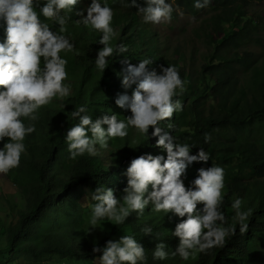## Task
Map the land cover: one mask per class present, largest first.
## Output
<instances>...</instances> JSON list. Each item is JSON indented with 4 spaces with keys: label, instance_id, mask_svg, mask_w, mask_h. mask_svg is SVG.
Here are the masks:
<instances>
[{
    "label": "clouds",
    "instance_id": "1",
    "mask_svg": "<svg viewBox=\"0 0 264 264\" xmlns=\"http://www.w3.org/2000/svg\"><path fill=\"white\" fill-rule=\"evenodd\" d=\"M81 0H0V19L4 21L5 39L0 42V174L8 175L20 167L22 154L26 152V137L36 131L35 122L41 108L58 98L64 101L71 95V87L66 83L68 53L79 55L75 44L70 40L66 27L69 17L62 13H72ZM125 7H135L144 23L159 25L171 23L174 11L180 16L183 12L174 9L167 0H121ZM211 0H195L194 7L203 9ZM76 12L79 22L91 30L102 33L98 43L96 68L103 72L109 67L108 59L128 51L124 44L113 45L118 37L114 29L115 11L106 2L91 0L86 9ZM43 17V19H41ZM58 25L54 31L49 23ZM61 53H64L62 56ZM122 86L133 88L131 95L118 94L115 104L131 115L118 119V114L104 115L93 120L86 106L73 109L71 117L78 123L68 128L65 142L70 160L85 155H99L101 149L109 147V141L129 135L135 129L141 136L156 137V148L166 151L164 155L145 153L131 159L124 175L127 177L122 195L117 197L111 188L100 185L90 193L94 202L91 208V234L99 221L107 219L113 225L124 224L132 213L143 216L145 209L152 206L157 213H164L171 221L179 218L173 235L179 238L175 250L169 253L168 245L156 243L152 256L164 261L179 256L188 261L197 253L208 254L215 248L226 246L229 237L241 235L249 230V217L252 209L241 210L243 200L236 198L231 207L235 210L233 220L228 224L222 211L224 203L225 171L220 166L201 167L197 176L186 187L184 178L187 168L193 162L207 164L209 154L200 148L198 154H191L192 145L178 143L169 131L159 125L171 120L183 104L176 96L186 90V81L180 76L175 65H159L151 70L147 66L150 59L140 60L133 65L128 59L121 61ZM27 121V123H26ZM104 125H107L105 128ZM171 128V125H169ZM210 137L206 134L205 142ZM202 206V207H198ZM144 236H152L151 226L141 229ZM99 264H146L145 247L133 235H122L116 240H107L103 247L94 243L92 253H101Z\"/></svg>",
    "mask_w": 264,
    "mask_h": 264
},
{
    "label": "trees",
    "instance_id": "2",
    "mask_svg": "<svg viewBox=\"0 0 264 264\" xmlns=\"http://www.w3.org/2000/svg\"><path fill=\"white\" fill-rule=\"evenodd\" d=\"M255 1L261 0H211L208 7L196 9L195 0H175V5L186 13L199 16H209L213 21L211 28L213 53L208 56L206 64L202 65L200 79L202 90L195 92L191 78L186 76L185 69L174 63L183 80L186 81V90L175 99L183 104V111H178L169 121L162 122L159 126L169 131L178 143L192 145L191 154L196 155L200 148L204 149L210 160L207 164L193 162L187 168L184 183L191 187V182L197 176V169L201 167L220 166L225 171L224 203L222 211L228 220V224H236L233 220L235 210L231 207L236 198H242L241 210L252 209V215L247 221L249 230L241 235L237 227V234L229 237L226 246L215 248L208 254L197 253L188 261H182L179 256L160 261L154 260L152 253L156 243L164 242L166 249L173 252L179 243V238L172 233L179 218L173 217L170 221L164 213H157L149 205L144 215L137 217L132 213L124 224L114 225L106 231L103 237L96 243L103 247L107 240L119 235L124 229L129 228L131 235L145 247L146 264H264V76L257 80V89L247 99L246 91L238 89L239 78L232 66L234 63L243 64L245 57L239 55V49L248 42H260L258 34V22L248 17L249 9ZM79 8L86 11L91 0H81ZM107 3L115 11L113 27L119 34L116 44H124L128 51L108 59L109 67L103 72L95 66L97 50L101 45L88 36L85 30H81V24L72 21V13H62L69 17L65 33L75 44L79 55L68 53L67 71L69 77L79 71L83 77L78 82V90L86 86V76L95 71L99 77L89 89L85 104H81V97L76 96L70 100L65 108L45 106L39 111V119L35 122L36 131L26 137L24 143L30 153L27 162L28 170L35 174L39 185L33 187L34 195L28 200L29 210L22 213L16 225L7 227L6 251L14 249L16 242L30 233L33 226L43 216L47 209L57 200L59 208H65V200L74 199L85 187L94 191L100 185L114 190L117 197L122 195V189L126 186L127 177L124 175L131 159L145 153L153 155L161 154L166 158V151L156 148V137L141 136L134 150L129 147L134 140L132 129L129 135L121 142L125 151L117 157L118 167L106 169L97 156H86L68 166L66 176L60 177L54 174L53 163L55 153L62 150L60 147L65 142L66 131L79 121L71 117L73 109L83 105L92 109L100 106L102 111L118 114V119H124L130 115V110L119 108L115 104L118 94L122 93V78L119 79V63L131 58L134 62L147 59L152 44L148 42L153 29L150 23H144L138 9L125 7L121 0H101ZM125 3L128 0H124ZM143 4V0H138ZM43 19V17H41ZM0 22H3L0 19ZM56 31L58 25L53 21H46ZM6 27V26H5ZM0 28V36L5 35L4 28ZM136 38H140L142 47L145 41L151 45L148 51L141 52L139 56H132V49L137 45ZM139 43V44H140ZM63 56L64 53H61ZM153 63H158L153 58ZM155 62V63H154ZM170 64H164L169 66ZM253 78L257 79V69L253 70ZM212 82V85L208 84ZM191 89V90H188ZM210 89L212 98L217 102L207 111L204 110L205 99L203 93ZM103 91V94H102ZM99 112V111H98ZM101 114H103L101 112ZM27 123V121H26ZM171 125V128H169ZM206 134L210 137L205 142ZM67 203V202H66ZM68 204V203H67ZM66 204V205H67ZM79 208L78 205H76ZM202 207V206H198ZM151 226L152 236H144L141 229ZM43 250L54 252L60 256H74L76 258H99L101 253H92V248L77 251L73 244H64L56 241L54 233L43 235ZM1 258V256H0Z\"/></svg>",
    "mask_w": 264,
    "mask_h": 264
},
{
    "label": "rangeland",
    "instance_id": "3",
    "mask_svg": "<svg viewBox=\"0 0 264 264\" xmlns=\"http://www.w3.org/2000/svg\"><path fill=\"white\" fill-rule=\"evenodd\" d=\"M167 2L171 3L174 9L182 11L183 16H180L174 11L171 23H162L159 25L150 23L153 34L150 35L148 42L152 46L145 41L144 45L140 47V38H136L137 45L132 49L131 54L132 56H139L141 52L148 51L151 46L146 58L150 60L156 58L158 63H156L157 65H153L150 70L156 68L159 71V65L178 63L180 68L185 69L186 76L191 78L195 92L200 91L203 87L202 80L200 79L202 65L206 64L208 56L213 53L212 39L215 38L211 31L213 21L210 15L203 16L201 14L195 16L186 13L175 5V0H167ZM78 6L79 3L72 11V21L80 23L81 30L86 29L88 36L98 43L102 33L91 30L90 27H85L82 22H79L81 17L77 16L76 12L83 11L84 15L87 13ZM248 17L252 21L258 22V34L256 33V35L259 36L260 42H248L244 44L238 52L240 56L245 57L244 63H234L232 66L236 70L237 77L239 78L238 89L246 91L247 99L249 100L257 89V80L261 76H264V0L255 1L252 4ZM5 26L4 21L0 22V28ZM114 29L116 30V28ZM118 37L112 41L113 45L116 44L119 39ZM4 39L5 35H1L0 42ZM102 47L103 45H101ZM130 63L133 65L139 64V62H134L133 58H131ZM115 64L119 68L118 74L122 73V69L126 65L118 61ZM255 68L258 73L256 80L253 78V70ZM98 77L99 75L95 71L86 76V86L84 88L82 87L79 91L78 82L83 77L79 71H75L74 75L66 81L71 87V95L64 101L56 98L47 106L65 108L70 103V100L76 96H80L81 104H85L89 89ZM121 78L122 75H119V79ZM208 84L212 85V82L208 81ZM134 87L135 85L132 88L125 89L122 86V93L126 92L130 96ZM203 96L205 99V111L217 104L212 98L210 89H206ZM183 104L187 103L185 102ZM86 108L88 114L92 115L93 120L106 114H112L109 111H102L100 106H96L95 109ZM104 127L106 128L107 125H104ZM131 131L134 140L129 148L134 150L140 140V134L135 129ZM120 144V141L113 139L109 141V147L107 149H101L97 145L99 152L97 157L100 158L106 169L118 167L117 157L125 151L124 147ZM60 148L62 150L53 155V170L55 175L64 177L66 176L68 166L77 162L82 157L75 161L70 160L66 142ZM30 158V153L26 149V152L22 154L19 168L13 169L6 176L0 174V264H99V258L63 257L41 248L43 235L46 233H54L57 242L73 244L77 251H84L92 248L94 243L96 244L103 237L104 233L114 226V222L104 219L98 222L95 226L96 229L91 234H88L92 229L89 221L94 202L90 198L92 191L87 187L83 188L74 199L65 200L63 194L62 198L65 202L64 209L57 206L61 203L62 199L57 200L58 204H54L46 210L37 224L33 226L31 232L16 242L13 250H5L8 246L6 237L7 227L9 225H16L21 214L29 210L28 200L34 195L33 187L40 184L35 174L31 173L27 168V162ZM122 235H131V230L126 228L111 240L119 239Z\"/></svg>",
    "mask_w": 264,
    "mask_h": 264
}]
</instances>
